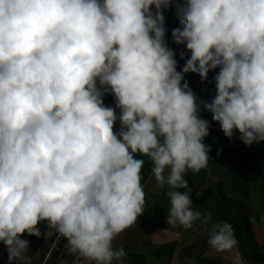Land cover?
Returning a JSON list of instances; mask_svg holds the SVG:
<instances>
[{"label":"clouds","instance_id":"1","mask_svg":"<svg viewBox=\"0 0 264 264\" xmlns=\"http://www.w3.org/2000/svg\"><path fill=\"white\" fill-rule=\"evenodd\" d=\"M173 2V41L190 52L182 72L165 41ZM217 69L204 110L229 140L238 131L246 146L264 142V0H0V244L10 264L25 260L21 237H39L40 222L88 261L123 264L113 241L145 207L137 156L172 189L167 223L190 229L201 213L180 189L211 149L183 74L206 81ZM208 243L230 251L232 226L214 224Z\"/></svg>","mask_w":264,"mask_h":264},{"label":"crops","instance_id":"2","mask_svg":"<svg viewBox=\"0 0 264 264\" xmlns=\"http://www.w3.org/2000/svg\"><path fill=\"white\" fill-rule=\"evenodd\" d=\"M176 7L173 2L163 10L165 41L175 53L177 71L182 72L190 52L185 45H176L172 38L173 29L180 27ZM218 71H210L206 81L195 73L183 74L197 97L199 117L209 123V135L203 140L211 149L208 167L199 173L187 171L184 179L188 187L180 189L189 194L192 210L199 211L201 218L190 229L168 224L167 194L172 189L167 184L158 187L149 158L137 156L145 161L141 171L145 207L136 224L113 241L115 249L123 248L126 253L123 264H264V142L246 146L238 131L229 140L211 113L204 110L200 102L214 98ZM102 99L104 106L114 108L118 117L115 97L106 94ZM120 127L117 120L114 130L119 132ZM234 201L238 202L236 207L229 204ZM224 222L232 226L237 244L230 251L217 252L208 243L209 234L214 224Z\"/></svg>","mask_w":264,"mask_h":264},{"label":"rangeland","instance_id":"3","mask_svg":"<svg viewBox=\"0 0 264 264\" xmlns=\"http://www.w3.org/2000/svg\"><path fill=\"white\" fill-rule=\"evenodd\" d=\"M237 203L234 201L229 204L236 207ZM231 213L236 217L233 211ZM37 228L40 232L39 237L29 235L26 237L29 247L24 253L25 260L22 264H91L87 259L73 251L65 238L55 228L46 222H40ZM0 264H10L8 252L3 244L0 248ZM13 264H18V262H13Z\"/></svg>","mask_w":264,"mask_h":264},{"label":"bare ground","instance_id":"4","mask_svg":"<svg viewBox=\"0 0 264 264\" xmlns=\"http://www.w3.org/2000/svg\"><path fill=\"white\" fill-rule=\"evenodd\" d=\"M28 236V234L27 233H25V235L24 236H22L21 237V239H24V240H27L28 241V238L26 239V237Z\"/></svg>","mask_w":264,"mask_h":264},{"label":"flooded vegetation","instance_id":"5","mask_svg":"<svg viewBox=\"0 0 264 264\" xmlns=\"http://www.w3.org/2000/svg\"><path fill=\"white\" fill-rule=\"evenodd\" d=\"M24 235H25V234H24ZM24 235H23V236H24ZM1 245H2V244H0V248H1Z\"/></svg>","mask_w":264,"mask_h":264}]
</instances>
